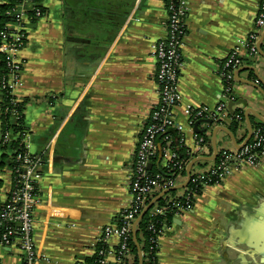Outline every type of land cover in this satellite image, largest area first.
Here are the masks:
<instances>
[{
    "label": "crops",
    "instance_id": "1",
    "mask_svg": "<svg viewBox=\"0 0 264 264\" xmlns=\"http://www.w3.org/2000/svg\"><path fill=\"white\" fill-rule=\"evenodd\" d=\"M40 4L43 16L26 24V42L16 53L22 68L12 92L26 101L27 150L44 159L33 238L45 258L37 264H76L95 253L101 228L128 204L134 150L159 100L153 50L166 35L167 10L163 0ZM257 10V0H189L180 51L182 99L173 116L186 147L194 148L195 133L206 138L204 156L213 153V136L218 150L235 148L219 126L243 141L246 108L264 118V94L243 81L259 80L264 89V56H250L243 46L256 29ZM263 32L257 50L260 45L264 52ZM236 46L242 62L231 88L233 112L228 101L222 124L201 122L197 132V120L190 123L186 108L214 107L223 100L218 71ZM235 111L243 120L231 130ZM255 113L249 112L252 128L264 123ZM1 156L0 149V204L12 185L9 163ZM197 164L207 170L214 160ZM157 259L158 264H264V155L255 166L233 168L220 183L204 187L191 208L176 212L158 238ZM21 261L20 250L0 245V264Z\"/></svg>",
    "mask_w": 264,
    "mask_h": 264
},
{
    "label": "built area",
    "instance_id": "2",
    "mask_svg": "<svg viewBox=\"0 0 264 264\" xmlns=\"http://www.w3.org/2000/svg\"><path fill=\"white\" fill-rule=\"evenodd\" d=\"M257 1L258 10L254 23L256 29L250 32L243 41V46L250 56L258 54L257 44L260 32L264 28V0ZM163 2L167 10L166 35L156 41L153 50L157 63L154 77L158 86L159 100L154 105L134 150L130 166L128 204L120 210L112 223L101 228L98 243H102L105 248L98 249L100 264L107 262L120 264L125 258H130L132 225L147 205V200H151L155 193L185 181L187 164L194 157L204 156L208 143L204 136L195 133L194 148L186 147L183 142L182 125L173 116V108L182 99L178 86L180 51L186 33L189 0H163ZM12 15L15 21L8 24L12 30L0 41V53L8 56L7 65L10 69L6 81H0V88L7 87L11 91L18 82L22 68V62L17 59L16 53L26 42V24L43 16L40 0H19L12 9ZM241 62L240 47L236 46L230 50L218 71V76L224 84L223 100L214 107H187L186 112L190 117V123L208 118L217 124H222V119L227 114V102L233 99L231 88L234 72ZM17 100L20 99L17 98ZM168 130H175L180 135V140L188 154V159L185 161L176 160V150L172 145V137L167 132ZM251 136V142L247 141L240 148L219 149L217 155L220 154V160L214 162L207 170L195 169L197 161L192 164L188 174V186L187 184L183 186L182 194L169 196L170 199L181 197L180 201H174L177 212L191 208L194 198L204 187L220 183L233 168L244 165L255 166L260 162L264 155V123L252 128ZM26 138L27 132H24L22 136L24 151L18 152L15 156V163L10 169L12 185L7 197L0 204V245L14 246L20 250L21 264H37L45 258L38 251L33 238L34 214L41 203L38 185L42 178L44 159L41 155L32 154L27 150ZM159 150L162 153L161 160L164 161L162 166L171 172V178H166L161 173L150 174L148 172V165L151 164L154 156H158ZM190 182L191 186H189ZM166 194L163 196H168ZM167 209L168 206L154 205L151 211L162 214ZM151 227L153 228V225H150ZM164 228L159 230L156 237L150 239L151 243L158 244V238ZM112 241L113 245H110ZM147 254L148 252L143 250L139 251L141 260ZM76 264L86 263L77 260ZM153 264H158V262Z\"/></svg>",
    "mask_w": 264,
    "mask_h": 264
},
{
    "label": "trees",
    "instance_id": "3",
    "mask_svg": "<svg viewBox=\"0 0 264 264\" xmlns=\"http://www.w3.org/2000/svg\"><path fill=\"white\" fill-rule=\"evenodd\" d=\"M19 0H3L0 3V41L1 38L5 35H9L12 28L8 26L15 21L14 16L12 15V9L18 3ZM8 56L5 53H0V81L5 82L10 71L9 66L7 65ZM25 100H17V97L12 93L10 88L1 89L0 97V126H1V139H0V149L2 150V162L7 160L9 163V168L12 169L15 163V156L18 152L24 151V144L22 142V136L24 132H27V129L24 125V108ZM232 124L230 129L234 130L237 124L243 120V113L241 111H235L232 115ZM260 124V123H258ZM257 124V125H258ZM257 125H254L253 128ZM11 131V133H8ZM168 133L172 137V145L176 150V160L185 161L188 159V154L186 153V147L180 140V135L175 130H168ZM203 136V135H202ZM7 138V139H5ZM205 138V137H204ZM252 136L248 139V143L251 142ZM160 140V137H159ZM161 144V142H159ZM158 156H154L151 160V167H148V172L150 174L161 173L166 178H171L172 174L168 171L167 168L159 164V169L156 166V161ZM220 160V154L217 155L214 159V162ZM192 183H189L191 186ZM188 186V184H187ZM176 189L170 190L168 193H175ZM157 193L154 194V196ZM168 196L160 197L143 215L141 220L137 224L136 238L139 245V250L148 252L146 256L141 260V264H153L158 262L157 251L158 244L151 243L150 239L156 237L163 227H166L168 222L171 220L172 216L177 212L174 201H180V198L171 199ZM150 199L147 200V203ZM154 205L157 206H168V209L165 210L162 214L153 213L151 209ZM150 225H153V228H150ZM105 248L102 243H97L95 247V253L84 260L86 264H100L98 262L100 256L98 255V249ZM139 250L137 249L133 238L130 241V258H125L123 263L120 264H139ZM111 264V263H105Z\"/></svg>",
    "mask_w": 264,
    "mask_h": 264
},
{
    "label": "water",
    "instance_id": "4",
    "mask_svg": "<svg viewBox=\"0 0 264 264\" xmlns=\"http://www.w3.org/2000/svg\"><path fill=\"white\" fill-rule=\"evenodd\" d=\"M264 39V32L261 36V39L260 41ZM258 52L260 54H262L264 56V52L263 50L260 48V45H258ZM240 70V69H239ZM237 75V72L235 74V78H237L238 76ZM239 79V78H238ZM240 80V79H239ZM244 82L248 83V84H251L252 86H254L256 89H258L262 94H264V89L258 84L259 83V80H258V83L257 82H253V81H250V80H243ZM260 84L264 85V82L262 80H260ZM245 102H243L244 104ZM234 105V102L233 101H230L228 103V109L233 112L232 110V106ZM249 112L250 113H255L251 108H246V110L244 111V118L246 120V122L248 123V131H247V134L245 136V138L243 139L242 142L238 143L235 138H234V135L233 133L228 130V128L226 127H223V126H219L218 128H221V129H224L228 132L229 136L231 137L232 141H233V144L235 146V148H240L243 144H245L248 139L250 138L251 136V133H252V125L250 124V121H249ZM256 114V113H255ZM256 116L259 118V120H261L262 122H264V118H262L260 115L256 114ZM201 122H209V123H212V120L211 119H200V120H197L195 123H194V130L197 131V132H202L199 128H198V125L199 123ZM212 145H213V153L209 156H198V157H194L193 159H191L189 161V163L187 164L186 166V174H187V178L185 179V181H183L182 183H179V184H176L174 186H171V187H168L164 190H162L161 192L157 193L148 203L147 205L143 208V210L141 211V213L138 215V217L136 218V220L134 221L133 225H132V238L135 242V245L137 247V249L139 250V245H138V242H137V238H136V231H137V224L138 222L141 220V218L143 217V215L149 210V208L160 198L162 197L165 193L169 192L170 190H174V189H177V188H180V187H183L185 186L187 183H188V174L190 172V168L192 166V164L196 161H199V160H214L215 157L217 156V152H218V149H217V146H216V142H215V137L213 136L212 138ZM161 157H162V153L161 151L159 150V153H158V159H157V167L159 169V163H160V160H161ZM152 164H149L148 167L150 168ZM140 251V250H139ZM139 253V252H138ZM139 264H141V257L139 255Z\"/></svg>",
    "mask_w": 264,
    "mask_h": 264
},
{
    "label": "rangeland",
    "instance_id": "5",
    "mask_svg": "<svg viewBox=\"0 0 264 264\" xmlns=\"http://www.w3.org/2000/svg\"><path fill=\"white\" fill-rule=\"evenodd\" d=\"M197 162H199V161H197ZM199 167H200V165H198L197 163H196L195 166H194L195 169H199ZM175 192H176V191H175ZM174 194H177V193H174ZM174 194H173V195H174ZM166 195H172V194H170V193L167 192Z\"/></svg>",
    "mask_w": 264,
    "mask_h": 264
}]
</instances>
